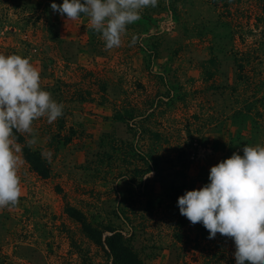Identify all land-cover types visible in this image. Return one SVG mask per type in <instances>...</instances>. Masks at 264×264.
<instances>
[{
  "label": "rangeland",
  "instance_id": "1",
  "mask_svg": "<svg viewBox=\"0 0 264 264\" xmlns=\"http://www.w3.org/2000/svg\"><path fill=\"white\" fill-rule=\"evenodd\" d=\"M50 4L0 0V53L30 57L64 104L33 122L50 174L18 153L0 264H113L114 230L133 264H235L233 239L209 238L177 199L246 143L264 145V0H158L113 49L86 15Z\"/></svg>",
  "mask_w": 264,
  "mask_h": 264
},
{
  "label": "clouds",
  "instance_id": "2",
  "mask_svg": "<svg viewBox=\"0 0 264 264\" xmlns=\"http://www.w3.org/2000/svg\"><path fill=\"white\" fill-rule=\"evenodd\" d=\"M158 0H51L54 12L75 20L89 18L106 49L121 46L127 26ZM135 42V38H133ZM39 69L30 57L0 53V207L17 203L21 146L16 133L27 134L29 146L37 140L33 122L48 123L63 115L64 104L40 83ZM51 161L52 152L42 153ZM147 174L145 176L151 175ZM179 212L192 224L202 223L209 238L217 233L234 241L235 264H264V145L245 144L240 151L210 166L208 180L187 189L177 199Z\"/></svg>",
  "mask_w": 264,
  "mask_h": 264
},
{
  "label": "trees",
  "instance_id": "3",
  "mask_svg": "<svg viewBox=\"0 0 264 264\" xmlns=\"http://www.w3.org/2000/svg\"><path fill=\"white\" fill-rule=\"evenodd\" d=\"M240 67H244L243 60L240 62ZM17 141H19L22 144V153L24 158L29 161L35 170H37L40 174L47 176L50 174L51 168L48 160L43 156V154L38 151L34 150L31 146H29L21 133H16ZM139 153L144 159L145 162L151 165V169H153L154 166H152V162L147 156L145 152L142 150H139ZM122 219L127 224H130L128 218L125 216H122ZM85 225V224H84ZM89 233V232H88ZM119 234L117 230H114L113 233L110 236H107L106 243H104V247L106 248L108 254L112 258L113 264H133V262L130 260V255H128L125 252V247L123 244V241L121 240V236H118V240H116V235ZM207 235V234H205ZM115 240V241H113ZM118 241L120 243H118ZM132 254V253H131Z\"/></svg>",
  "mask_w": 264,
  "mask_h": 264
}]
</instances>
